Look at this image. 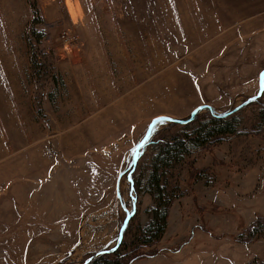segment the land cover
<instances>
[{
	"label": "rangeland",
	"instance_id": "1",
	"mask_svg": "<svg viewBox=\"0 0 264 264\" xmlns=\"http://www.w3.org/2000/svg\"><path fill=\"white\" fill-rule=\"evenodd\" d=\"M262 69L264 0H0V264H83L133 206L118 251L144 241L151 119L232 110ZM262 110L164 172L166 232L133 264H264Z\"/></svg>",
	"mask_w": 264,
	"mask_h": 264
},
{
	"label": "trees",
	"instance_id": "2",
	"mask_svg": "<svg viewBox=\"0 0 264 264\" xmlns=\"http://www.w3.org/2000/svg\"><path fill=\"white\" fill-rule=\"evenodd\" d=\"M39 22L40 20L37 19L35 23ZM232 115L217 118L207 112L204 116L200 117L198 115L193 122L184 126L170 124L152 133L155 140L149 142L148 146L151 145L155 149V155L152 159L148 188L155 205L152 209V220L146 228L141 230L140 234L138 233V236L142 235L145 240L140 241L141 238L133 240L127 245L128 248H125L122 252L118 251L122 247L120 245L114 253L100 256L89 264H133L139 259L153 258L156 255L154 253L141 255V253L143 250L151 251L156 243L163 238L167 229L170 205L175 199L172 197L168 199L165 196L162 181L164 172L169 171L197 152H207L215 148L228 140L230 136L236 134L238 123ZM260 118L264 121V110L260 113ZM263 233V226L253 227L250 238H258ZM124 260H127V262H124ZM255 262V264H260L257 261Z\"/></svg>",
	"mask_w": 264,
	"mask_h": 264
},
{
	"label": "water",
	"instance_id": "3",
	"mask_svg": "<svg viewBox=\"0 0 264 264\" xmlns=\"http://www.w3.org/2000/svg\"><path fill=\"white\" fill-rule=\"evenodd\" d=\"M262 74H264V69H262L258 74V92H257V94L252 96V97L246 98L239 106L233 108L232 110H228L226 112L219 113L214 108H212L210 106L201 105V106L194 108L190 112L189 116L186 117L185 119H174V118L167 117V116H157V117L152 118L150 123L148 124V126L146 128V131H145V134H144L142 141L138 144V146L136 147V149L134 151L132 169H131L130 174H132L134 172L138 157L142 153V151L145 149V147L148 145L156 125H158V124H167V125L177 124L180 126H184L186 124L193 122L194 119L203 111H206L209 114H211L212 116H215L217 118H225V117H228L234 113H237L238 111L242 110L243 108L257 103L259 101V99L261 98V96L263 94V90H264V83H263L264 75H262ZM135 212H136L135 206H133L132 212L125 218V220H124V222L120 228L118 238H117V243L114 246V248H111L109 250H101V251L97 252L96 254H94L93 256L88 258L87 260H85L83 264H89L90 262H92L93 260L97 259L100 256L108 255L110 253H114L120 247V245L122 243L123 235H124L125 230L127 228V224L130 221V219L132 218V216L135 214Z\"/></svg>",
	"mask_w": 264,
	"mask_h": 264
},
{
	"label": "built area",
	"instance_id": "4",
	"mask_svg": "<svg viewBox=\"0 0 264 264\" xmlns=\"http://www.w3.org/2000/svg\"><path fill=\"white\" fill-rule=\"evenodd\" d=\"M65 41L70 40L71 38H66V36L62 37Z\"/></svg>",
	"mask_w": 264,
	"mask_h": 264
},
{
	"label": "crops",
	"instance_id": "5",
	"mask_svg": "<svg viewBox=\"0 0 264 264\" xmlns=\"http://www.w3.org/2000/svg\"><path fill=\"white\" fill-rule=\"evenodd\" d=\"M62 11H63V13L65 14V10H64V8L62 9ZM67 11H68V9H67ZM65 16V15H64Z\"/></svg>",
	"mask_w": 264,
	"mask_h": 264
},
{
	"label": "snow or ice",
	"instance_id": "6",
	"mask_svg": "<svg viewBox=\"0 0 264 264\" xmlns=\"http://www.w3.org/2000/svg\"><path fill=\"white\" fill-rule=\"evenodd\" d=\"M262 75H264V74H262Z\"/></svg>",
	"mask_w": 264,
	"mask_h": 264
}]
</instances>
